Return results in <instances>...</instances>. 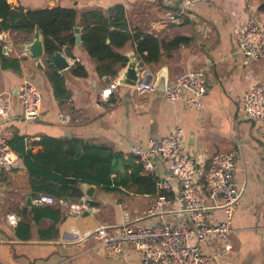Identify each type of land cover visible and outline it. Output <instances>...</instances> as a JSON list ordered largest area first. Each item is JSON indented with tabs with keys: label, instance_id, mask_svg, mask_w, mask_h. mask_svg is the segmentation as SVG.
Returning a JSON list of instances; mask_svg holds the SVG:
<instances>
[{
	"label": "crops",
	"instance_id": "0c3cea01",
	"mask_svg": "<svg viewBox=\"0 0 264 264\" xmlns=\"http://www.w3.org/2000/svg\"><path fill=\"white\" fill-rule=\"evenodd\" d=\"M12 6L24 9L61 6L75 8L79 12L94 9L107 11L121 5L125 13L127 31L152 34L162 40L176 35L188 37V43L171 51H162L156 64L143 65L135 56V45L127 42L118 49L127 58L135 57L144 72L140 78L154 79L160 68H165L168 80L175 76L203 68L206 75V92L198 109L186 106L188 94L176 100H168L156 90L138 94L135 88L119 84L108 97H101V89L124 70L121 67L115 77L101 75L95 61L80 43L62 46L70 67L53 72L52 68H39L29 55L21 54L32 36L26 33L0 32V92L13 94L11 110L3 128L13 150L14 160L10 170L4 171L0 184V260L4 264H141V253L126 245L119 256L109 254L97 246L90 235L100 225H112L115 229L124 223L150 225L157 220L175 223L187 221L177 212L179 184L168 180L169 187L162 190L166 178L165 162L155 160V170L150 173L157 179L156 194L147 193L143 187L125 188L108 192L95 187L93 198L99 207L89 208L86 215L69 213V198L40 206L50 212L32 219L31 207L26 204L28 192L35 194L31 180L18 149L31 154L44 151L42 139H83L110 147L120 154L119 169L129 173L138 164L134 148H142L150 137H164L178 126L183 131L185 150L194 156L198 175H202L213 154L235 150L236 162L233 179L243 188L241 198L233 213L229 241L234 253L212 259L209 264H264V126L244 117L242 96L254 84L264 85V58L247 62L236 52L238 33L249 21L264 26V0H207L192 7L188 16L178 23H165L168 10H173L178 0H9ZM79 29L81 37V27ZM75 38V33H74ZM6 48V50H5ZM19 59V70L3 67L1 57ZM80 64L86 75L78 77L71 69ZM148 72L150 75H147ZM53 76L63 78V92L54 94ZM29 80L41 93L38 117L25 120L17 98L18 87ZM16 92V95H15ZM143 174H148L142 172ZM200 182L203 179L200 177ZM207 206L208 219L225 218L221 201L202 189ZM171 202L161 215L151 214L149 209L159 194ZM44 194V193H41ZM85 208V206H84ZM15 214L17 222L26 214L31 221L30 238L21 240L14 236V226L6 215ZM58 221L57 235L46 239L40 230ZM16 226V225H15ZM194 241H192L193 243ZM204 254L223 250L215 238L198 243Z\"/></svg>",
	"mask_w": 264,
	"mask_h": 264
},
{
	"label": "built area",
	"instance_id": "2783aa9c",
	"mask_svg": "<svg viewBox=\"0 0 264 264\" xmlns=\"http://www.w3.org/2000/svg\"><path fill=\"white\" fill-rule=\"evenodd\" d=\"M202 1L207 0H178L176 7L166 12L164 22L178 23L181 18L190 14L196 3ZM237 37L236 52L247 62L264 58V26L249 21L241 28ZM21 54L29 55L24 48ZM140 77L133 86L138 94L155 90L152 85V75L148 80H142ZM117 86L116 79L110 80L101 89V97L110 96ZM205 92V69L199 68L168 80L166 90L162 93L166 99L172 101L188 94L185 100L186 106L198 109L202 106L201 98ZM13 97L11 92H0V184L2 173L11 169L14 160L13 150L3 128V123L11 110ZM17 98L22 106L25 120L38 117L42 96L33 83L23 80L18 87ZM242 106L247 120L259 122L264 126V85L254 84L244 92ZM133 153L137 157L138 164L141 165L142 172L148 174L155 170V160L166 163V178L161 182V188L168 189L169 179L178 182L180 189L177 201L180 203V208L177 212L184 214L187 221L179 220L172 223L161 219L150 225L124 223L117 229L112 225H100L90 233L96 240L97 246L109 254L119 256L129 244L141 253V264H209L212 259L234 253V247L229 241L230 223L243 192V188L238 187L233 179L237 154L235 150L220 151L211 156L209 165L202 174L203 183L200 182L194 156L185 150L183 131L178 126L164 137H150L144 147L134 148ZM202 189L210 196L220 199L225 214L224 219H208ZM57 200L62 201L52 195L39 194L33 198L32 203L34 206H41ZM170 202L161 193L152 203L149 212L161 215ZM66 206L69 213L75 216H80L84 210V204L77 201H71ZM6 219L11 226L17 224L15 214H7ZM210 238L217 239L222 244L223 250L215 248L212 254H204L198 243Z\"/></svg>",
	"mask_w": 264,
	"mask_h": 264
},
{
	"label": "trees",
	"instance_id": "16d2710c",
	"mask_svg": "<svg viewBox=\"0 0 264 264\" xmlns=\"http://www.w3.org/2000/svg\"><path fill=\"white\" fill-rule=\"evenodd\" d=\"M81 27V45L95 61L99 74L115 77L124 67L128 58L118 49L128 41L135 45V56L143 65L159 62L162 51H171L189 42V38L176 35L169 40H162L152 34L130 33L127 31L125 13L121 5H115L104 11L94 9L79 12L75 8L54 6L51 8L24 9L14 7L8 0H0V32L26 33L33 35L38 28L43 36L45 51L50 53L71 46L75 42L73 28ZM2 66L19 70V59L1 57ZM71 72L83 77L86 71L80 64ZM54 94L61 97L63 78L53 76ZM44 151L38 154L18 149L31 180L35 194H48L62 197L80 198L82 192L78 187L81 182L94 184L100 190L115 192L121 187H143L147 193L156 194L157 179L152 174H143L140 164L129 173L120 171L121 155L113 153L106 145H98L83 139L54 138L42 139ZM203 179V175L200 176ZM32 219L46 216L47 212L40 206L31 207ZM21 221L14 226V236L21 240L30 238L31 221L24 213ZM58 221L48 229L47 234L40 230V237L50 240L56 237ZM0 264H4L0 260Z\"/></svg>",
	"mask_w": 264,
	"mask_h": 264
},
{
	"label": "water",
	"instance_id": "95a60500",
	"mask_svg": "<svg viewBox=\"0 0 264 264\" xmlns=\"http://www.w3.org/2000/svg\"><path fill=\"white\" fill-rule=\"evenodd\" d=\"M73 32L75 33V41L79 44L80 29L77 26H74ZM24 49L28 52L29 57L35 60V63L39 68H43V66L52 68L53 72L56 74H60V71L70 67L71 65L69 59L66 57L62 49L54 50L50 53L45 51L43 36L38 28L34 29L32 40L24 46ZM144 71L145 70L143 66L137 62L136 58L130 57L128 58L124 70L119 74L117 82L119 84L133 87L137 84L140 73H143ZM152 80L153 88L158 92H164L168 82L167 70L165 68H160ZM78 187L82 192V196L79 199L71 197L69 200L84 204L85 208L82 215H86L89 213V208H96L100 205V201L93 198L96 185L81 182L78 184ZM27 196L26 204L32 206L33 203L31 199V193L28 192ZM61 199L65 200L66 198L62 197Z\"/></svg>",
	"mask_w": 264,
	"mask_h": 264
}]
</instances>
